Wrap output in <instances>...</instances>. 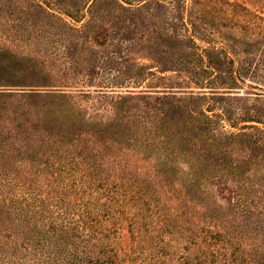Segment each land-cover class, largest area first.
Listing matches in <instances>:
<instances>
[{
    "label": "rangeland",
    "instance_id": "rangeland-1",
    "mask_svg": "<svg viewBox=\"0 0 264 264\" xmlns=\"http://www.w3.org/2000/svg\"><path fill=\"white\" fill-rule=\"evenodd\" d=\"M207 1L0 0V264H33L21 246L84 257L82 239L115 219L116 264H205L179 260L175 230L197 235L193 254L213 232L251 259L228 264H264L263 131L233 146L239 171L217 145L264 124V68L230 80L264 33L231 23L264 28V0H224L246 12L213 14L223 27L207 24ZM156 207L172 234L150 233Z\"/></svg>",
    "mask_w": 264,
    "mask_h": 264
},
{
    "label": "trees",
    "instance_id": "trees-1",
    "mask_svg": "<svg viewBox=\"0 0 264 264\" xmlns=\"http://www.w3.org/2000/svg\"><path fill=\"white\" fill-rule=\"evenodd\" d=\"M90 5H92V3ZM203 9H204L203 13L205 15H209V17H211V18L208 17L209 19L207 20V22H208L207 24H210V26H214V27L215 26L223 27L224 25H220V23H218V21H217L218 18L215 20V18L212 16L213 14H219L221 16H224L227 21H230V19H229V16H230L229 12L230 11L236 12L237 9H240L241 12H244V13L246 12V10L244 8H242L238 3H235V1L229 2V1H224V0H208L204 4ZM178 13L179 12H177V14ZM257 13H261V12H256L255 14H253L252 20L261 21L262 23H260V24H263L262 18L260 16H257ZM247 14L249 16L251 15L248 12V9H247ZM252 20H247V23H250V21H252ZM204 21H206V20L204 19ZM183 23H185V22H183ZM251 23H252V25L257 26V27L250 26V29H249L248 24H244V25L241 24L240 26H236L234 23H231V24L234 25L235 27H237L236 29H238L240 31L241 36L246 38L248 33H249V35L252 34L249 30H251V29L263 30L264 29L261 26L255 24L254 21H252ZM190 25H191V27H193V24H190ZM181 27L186 29V31H188V29L190 30V28L187 24H183L182 26H179V28H181ZM263 34L264 33H260V32H257V34H256L261 39V42L257 41V45L255 46L256 48L260 47V49L258 50L259 52L255 55H253V53H249V55H246L244 59H241L238 62V66L240 67V71L233 72L231 74L230 80L232 83L238 84V83L243 82L242 81L243 80V75H242L243 73H241V72H243V70L251 72V75L253 76L254 74L257 75V71L264 68V35ZM230 39H231V41L236 40V38H234V37H230ZM158 40H162V39H158ZM243 41H244V39L240 38L239 40L236 41V43H238V42L242 43ZM155 46L159 47V45H155ZM168 46L170 47V45H168ZM231 61H233V60L231 59ZM247 88L254 90L252 87H247ZM257 88H258V86L255 89H257ZM263 92L264 91H262V93ZM262 93L261 94H254V95H256L257 97H260L261 95H263ZM239 101H243V104L247 105L246 99H242ZM241 108H243V107H241V105L239 104L238 109L240 110ZM249 108L250 107L245 106L242 109V114L248 115L250 112ZM261 114L263 115L264 111ZM248 118L251 119V118H255V117L253 116V117H248ZM244 122H251V123L256 122L258 125H260V126H258L259 129L254 127V126L244 127L242 130L243 132L236 133V134H230L228 137L225 136V139L227 141H225L224 143H221V144H217V145H219V147L221 148V151L219 152V154L225 155V157L228 154L231 158V162H232V159H238L241 161L242 164H247V162H243V159L245 157H243L239 151L235 150L233 148V146H235L236 144L247 143L248 141L251 140V135L247 134L250 131H247V130L263 131V136H264V124L261 122L252 121V120H247ZM232 128H235V127L232 126ZM228 140L230 143L228 142ZM260 142H261V138L259 140H257L256 137H253V143L259 144ZM213 158L214 157L207 158L206 162H209V160H211ZM215 162H217V160H215ZM234 162H235V160H233V162H232L233 164L229 168H231L232 170H236V171L238 169V171H239L240 167L238 165H240V164L235 163V165H234ZM122 197L125 199L127 197V194H122ZM133 200L134 199L132 197H129V201H133ZM113 201H114V198H113L112 202ZM114 204H118V203L114 202ZM125 206H126V204L122 203V216L125 213ZM118 208H120L119 205H118ZM157 208L158 207H156V211L158 210V216H159L160 220L156 221V224L151 226L153 229L150 231V233L156 234L162 230V231H164V234H167V233L172 234L171 228L173 227V225L171 226L170 221L167 218H165V214ZM166 210L168 211L169 209L166 208ZM27 212H31V211L29 209H27ZM32 212H34V211H32ZM86 216L82 215V218H87ZM108 216H110V215H108ZM143 220H144V218H143ZM114 221L115 222L112 223L108 229H104L105 235L101 239H99L97 242L94 241L95 238H92V239L90 238L88 243H87V240L82 239L83 243L86 245V247L88 249L87 252H82L84 257H80L79 255L73 254V255H69L65 261H60V259L57 258L59 256H55L56 255L55 253H57V252L53 253V251H50V252L46 253V255L44 256L43 255L44 252H41L40 249L33 248V249H30L28 251L27 247L21 246V248L24 250L26 248L27 252H29V254L33 257V264H85V263L86 264H101L102 262L104 264H116V259L118 257V253L116 250L118 249L117 247L120 244L121 236H120L119 231H118V230H120V224L117 223V219H115ZM84 224L85 223H83V225ZM136 226H138L137 229L139 231L142 229V227L139 224L138 225L136 224ZM26 228L28 229V225L26 226ZM99 230H100L99 234H101L103 231V227H100ZM174 230L175 229H173V232H174ZM135 232H137V231H135ZM175 232H176V234L175 233L174 234L178 237V239L176 240L178 247H181L182 250H184L185 252L186 251L188 252V254H186V255H184L183 253H179L183 256V257L179 256V260H181V261L186 260L185 257L189 256V258L191 257L192 260L200 261V262H203L205 264H219L217 262L218 259H221V261H223V263L228 264L229 262H228L227 258H230V260L234 261V263H235L237 261V259H236V254H237L238 256H240V257H238V259H240L241 261L246 262V263H249V261L251 262V259L249 260V258L247 257L246 254H244V257L242 258L243 252L239 250V247H237L238 244H235V246H233V241L236 242L238 240V239L235 240V237L232 239V237H227V235H225V234L222 235L220 233L206 232L204 234V238L201 239V241L204 244L203 249L201 250L200 254L198 255V254H193V252L191 251V245H195V240L198 239L197 235H195L194 237H191V236L187 235V232L185 234L183 232L177 231V230H175ZM162 238L163 237H161V241H160L159 235H157L155 238L150 237L149 239H152L151 244L155 239H158L159 243L163 244L164 241ZM29 240L31 241V238L25 239L26 244H31L29 242ZM92 241H94V243ZM185 243H188L190 245V247L185 246ZM38 245L39 244L37 243L36 246H38ZM230 247H233V249H230ZM95 249L100 250L98 252L99 256L94 257V259H92L90 261H85L84 258H86L87 256H90L91 254L93 256L94 255L96 256V254L94 252ZM230 250H231V253H229ZM164 252L165 251H163V249H162L161 251H159V255H166V253L164 254ZM31 256L28 260L31 259ZM167 256L171 257L172 255L167 254ZM122 257H123V260L126 257H128L127 260L129 262H132L134 260V259H129L130 257L127 255L122 256ZM88 258H90V257H88ZM69 260H71L72 262H69ZM122 263H124V261ZM184 264H188V261H186Z\"/></svg>",
    "mask_w": 264,
    "mask_h": 264
}]
</instances>
